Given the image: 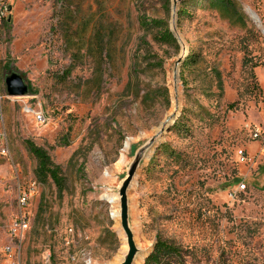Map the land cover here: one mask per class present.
<instances>
[{
  "label": "rangeland",
  "instance_id": "obj_1",
  "mask_svg": "<svg viewBox=\"0 0 264 264\" xmlns=\"http://www.w3.org/2000/svg\"><path fill=\"white\" fill-rule=\"evenodd\" d=\"M11 71L28 90L2 101L0 264L15 246L20 264H124L122 215L132 264L157 239L172 264H264V0H11L4 89ZM27 140L61 191L35 178Z\"/></svg>",
  "mask_w": 264,
  "mask_h": 264
},
{
  "label": "trees",
  "instance_id": "obj_2",
  "mask_svg": "<svg viewBox=\"0 0 264 264\" xmlns=\"http://www.w3.org/2000/svg\"><path fill=\"white\" fill-rule=\"evenodd\" d=\"M140 25L142 28L154 29V39L158 42L172 45L177 44L176 38L164 21L153 19L148 23L146 20L142 19L140 20ZM186 66L187 62H184L182 68ZM164 96L167 101L166 95ZM175 125L177 126V123H175ZM25 145L27 151L36 160V167L34 170L35 178L39 182H45L50 179L56 189L61 191L64 187V177L61 174L60 167L51 161L49 155L41 147L36 146L29 140L25 142ZM178 258H180V251L174 244L157 239L151 252L144 258L141 264H172L176 263V259Z\"/></svg>",
  "mask_w": 264,
  "mask_h": 264
},
{
  "label": "built area",
  "instance_id": "obj_3",
  "mask_svg": "<svg viewBox=\"0 0 264 264\" xmlns=\"http://www.w3.org/2000/svg\"><path fill=\"white\" fill-rule=\"evenodd\" d=\"M11 11V0H0V23L7 20ZM7 97L5 89L0 84V124L2 121V101ZM34 118L37 122H43L44 116L41 110H37L34 112ZM253 137H257V134L254 133ZM8 154V146L5 139V135L1 131L0 128V157H7ZM239 155L242 156L241 151L238 152ZM28 200V195L25 192H20L18 196V201L20 206H26ZM28 227L26 219L21 216L18 217L11 223L10 230L13 234H20L25 231ZM7 254L9 255L10 264H20L19 262V246H15L13 249H7Z\"/></svg>",
  "mask_w": 264,
  "mask_h": 264
},
{
  "label": "water",
  "instance_id": "obj_4",
  "mask_svg": "<svg viewBox=\"0 0 264 264\" xmlns=\"http://www.w3.org/2000/svg\"><path fill=\"white\" fill-rule=\"evenodd\" d=\"M3 82H4V86H5V91H6L8 96H23L27 93V90H28L27 84H26L24 78L17 72L11 71L8 74H6L3 77ZM152 142H153V139H151L145 145V147H143L140 150V152H143L145 148H147L148 146H150L152 144ZM123 195H124V188L120 192L122 202H123ZM123 212H124V210H123ZM121 217H122V227L125 231V235L128 239V244L130 247V253H129L127 259L125 260L124 264H132L136 250L133 246V243L131 240V235H130V233H129L126 225H125V215H122Z\"/></svg>",
  "mask_w": 264,
  "mask_h": 264
},
{
  "label": "bare ground",
  "instance_id": "obj_5",
  "mask_svg": "<svg viewBox=\"0 0 264 264\" xmlns=\"http://www.w3.org/2000/svg\"><path fill=\"white\" fill-rule=\"evenodd\" d=\"M117 215V212L115 211L114 212V216H116ZM126 248V246H125V243H124V238H122V247H121V250H124Z\"/></svg>",
  "mask_w": 264,
  "mask_h": 264
}]
</instances>
